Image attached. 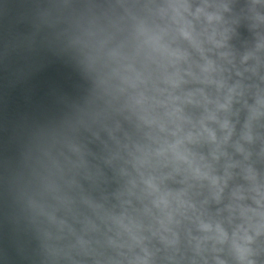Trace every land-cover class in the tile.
I'll return each instance as SVG.
<instances>
[{"label": "clouds", "instance_id": "obj_1", "mask_svg": "<svg viewBox=\"0 0 264 264\" xmlns=\"http://www.w3.org/2000/svg\"><path fill=\"white\" fill-rule=\"evenodd\" d=\"M52 62L0 118V264H264V0H0L6 86Z\"/></svg>", "mask_w": 264, "mask_h": 264}, {"label": "water", "instance_id": "obj_2", "mask_svg": "<svg viewBox=\"0 0 264 264\" xmlns=\"http://www.w3.org/2000/svg\"><path fill=\"white\" fill-rule=\"evenodd\" d=\"M74 79L69 68L52 62L28 82L8 88L7 73L0 70V118L11 122L21 113L35 112L49 103L47 90L50 84L57 83L62 89L71 91ZM26 96H31L30 103L26 101ZM7 137V133L0 132V150H6L10 156L15 155V147L7 142Z\"/></svg>", "mask_w": 264, "mask_h": 264}]
</instances>
